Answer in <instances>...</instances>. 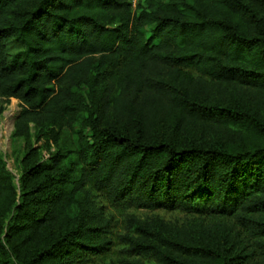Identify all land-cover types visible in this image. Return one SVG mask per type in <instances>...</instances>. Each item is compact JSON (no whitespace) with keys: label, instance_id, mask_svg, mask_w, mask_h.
Wrapping results in <instances>:
<instances>
[{"label":"trees","instance_id":"16d2710c","mask_svg":"<svg viewBox=\"0 0 264 264\" xmlns=\"http://www.w3.org/2000/svg\"><path fill=\"white\" fill-rule=\"evenodd\" d=\"M0 98L56 147L19 190L0 154V264H95L100 197L198 213L127 216L124 264H264V0H0Z\"/></svg>","mask_w":264,"mask_h":264},{"label":"rangeland","instance_id":"374dc122","mask_svg":"<svg viewBox=\"0 0 264 264\" xmlns=\"http://www.w3.org/2000/svg\"><path fill=\"white\" fill-rule=\"evenodd\" d=\"M132 8L136 9L138 1L143 0H129ZM81 93H85V89H81ZM0 106H3L4 110L0 114V154L6 163V168L10 174L14 177V182L18 185L19 190V177L23 170V158L30 148L39 146L38 156L50 155L55 152L56 147L41 139L36 143V131L33 124H29V134L26 136H14L15 121L19 113L23 108V103L14 98L3 99L0 98ZM102 124H105V119H102ZM173 125V121H171ZM169 122L166 119L161 120L159 129L162 132L168 130ZM84 134L89 140L92 138L90 130H85ZM98 205L103 206L104 212L107 217L110 218L111 226L110 229L113 232V245L109 251H104L95 257V264H124L121 262V258H129L128 252L123 251L124 246L121 245L118 240V234L124 233L125 230V218L127 216H134L144 222H150L154 227H158L163 223L181 224L185 221H192L198 217V213H188L179 208H166L164 206L154 208H137L127 206L126 204H113L104 199L103 197L98 198ZM219 233L214 237L219 238ZM216 238L212 239V244ZM196 241L202 243L200 237L196 238Z\"/></svg>","mask_w":264,"mask_h":264}]
</instances>
